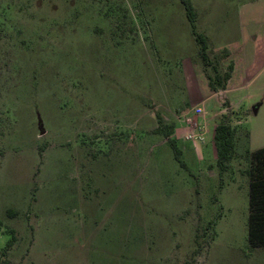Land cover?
I'll use <instances>...</instances> for the list:
<instances>
[{"label":"rangeland","instance_id":"rangeland-1","mask_svg":"<svg viewBox=\"0 0 264 264\" xmlns=\"http://www.w3.org/2000/svg\"><path fill=\"white\" fill-rule=\"evenodd\" d=\"M188 1L208 67L181 0H0V264H264V0Z\"/></svg>","mask_w":264,"mask_h":264},{"label":"trees","instance_id":"trees-1","mask_svg":"<svg viewBox=\"0 0 264 264\" xmlns=\"http://www.w3.org/2000/svg\"><path fill=\"white\" fill-rule=\"evenodd\" d=\"M181 2L184 5L186 17L198 45V53L202 64L204 67L211 66L207 55L206 38L196 30L193 7L188 0H181ZM230 74H226L224 78L228 80ZM238 132L239 129L230 126L228 122L220 123L214 127L213 145L216 152V165L221 174L226 172L229 163L235 157V143ZM244 133L246 138L247 132ZM171 147L180 167L185 168L184 163L180 160V152L173 144ZM246 154L250 165L246 173L249 179L247 242L251 248L264 249V147Z\"/></svg>","mask_w":264,"mask_h":264},{"label":"built area","instance_id":"built-area-1","mask_svg":"<svg viewBox=\"0 0 264 264\" xmlns=\"http://www.w3.org/2000/svg\"><path fill=\"white\" fill-rule=\"evenodd\" d=\"M198 112H200V110H198ZM186 139L191 140V142H195V141L202 142L203 136L200 134V132L194 134V132L192 131V133L186 136Z\"/></svg>","mask_w":264,"mask_h":264},{"label":"crops","instance_id":"crops-1","mask_svg":"<svg viewBox=\"0 0 264 264\" xmlns=\"http://www.w3.org/2000/svg\"><path fill=\"white\" fill-rule=\"evenodd\" d=\"M234 67H233V69H232V72H231V74H230V77H229V79L227 80V82H226V85H228V82L230 83V81H231V79H232V76H234L233 74H234ZM231 119H232V116H231ZM236 128H240V127H237V126H235ZM247 135H248V133H247ZM203 142V141H202ZM201 142V143H202Z\"/></svg>","mask_w":264,"mask_h":264}]
</instances>
